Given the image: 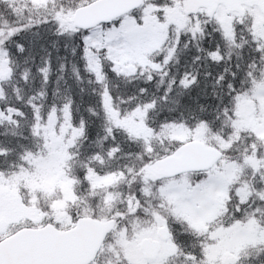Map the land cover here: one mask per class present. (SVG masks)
I'll return each mask as SVG.
<instances>
[{
    "label": "snow or ice",
    "instance_id": "obj_1",
    "mask_svg": "<svg viewBox=\"0 0 264 264\" xmlns=\"http://www.w3.org/2000/svg\"><path fill=\"white\" fill-rule=\"evenodd\" d=\"M0 264H264V0H0Z\"/></svg>",
    "mask_w": 264,
    "mask_h": 264
}]
</instances>
